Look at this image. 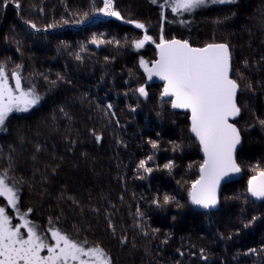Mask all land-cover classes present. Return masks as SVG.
Returning <instances> with one entry per match:
<instances>
[{
  "label": "trees",
  "instance_id": "1",
  "mask_svg": "<svg viewBox=\"0 0 264 264\" xmlns=\"http://www.w3.org/2000/svg\"><path fill=\"white\" fill-rule=\"evenodd\" d=\"M113 2L123 19L97 13L102 0H20L19 9L0 8V63L9 83L21 64L22 86L43 96L0 130V175L7 172L21 211L31 208L29 219L45 232L55 227L100 246L112 264H264V201L247 193L253 169L264 166L258 123L264 119V0L182 16L162 8L163 0ZM145 33L154 42L136 49L132 41ZM162 35L195 47L227 43L232 52V75L241 85L236 158L242 175L221 188L213 211L196 210L188 196L203 162L189 114L162 101L163 85L147 82L140 67L141 59H156ZM93 37L120 45L97 47ZM141 85L147 98L135 91ZM94 134L102 137L99 143ZM148 156L151 173L138 170ZM169 162L171 171L164 168ZM164 196L173 199L163 204ZM6 204L1 197L0 206ZM6 211L11 215L10 207Z\"/></svg>",
  "mask_w": 264,
  "mask_h": 264
},
{
  "label": "snow or ice",
  "instance_id": "2",
  "mask_svg": "<svg viewBox=\"0 0 264 264\" xmlns=\"http://www.w3.org/2000/svg\"><path fill=\"white\" fill-rule=\"evenodd\" d=\"M152 3H157V0H152ZM235 3L237 0H163L160 6L170 7L172 13L182 16L211 5ZM10 4L17 9L21 7L20 0H0V8L6 9ZM102 5L94 10L106 17L123 19L114 8L113 0H102ZM83 15L88 17V13ZM30 27L41 31L35 24H30ZM135 27L145 29V25L139 22H135ZM148 42L154 41L145 33L142 39L132 41V44L140 49ZM91 43L97 47L105 43L120 45L119 40L106 41L96 37L92 38ZM156 48L159 58L150 65L141 59L140 67L148 81L154 77L164 81L162 101L170 98L167 102L173 109L190 112L189 130L199 142L204 159L199 164V179L191 184L188 196L191 204L198 208L215 209L220 202L218 193L221 182L241 172L236 158L238 147L242 145L241 129L238 127L242 107L237 99L241 85L232 75L230 46L227 43H209L203 47H193L187 40H166L162 35ZM76 58L80 59V56ZM22 68L23 65L18 64L11 72L13 87L9 83L6 65L0 63V130L6 131L13 113H28L43 100L34 86H22ZM135 91L141 97H148L145 85ZM108 108L111 109L112 105L109 104ZM258 123L264 128V119L258 118ZM95 139L99 143L102 137L95 135ZM148 143L154 150L160 147L157 141L149 140ZM178 147L174 146V150ZM151 160L153 156L141 160L138 170L151 173L153 169L147 166ZM173 167V162L164 165L169 171ZM253 171L255 174L247 182V193L255 200L264 201V166L257 165ZM0 197L7 201L6 206H0V264H112L108 253L100 246H86V241H76L55 227H49L45 232L43 226L30 220L32 209L21 211L18 191L9 183L7 172L0 175ZM170 199L173 198L164 196L163 204H168ZM152 203L161 206L159 200L154 199ZM7 207L13 210L19 223H12L13 217L6 211ZM256 219L253 217L252 222ZM244 226L248 227L249 224ZM47 233H50L54 243L49 242ZM250 251L254 253L256 249Z\"/></svg>",
  "mask_w": 264,
  "mask_h": 264
},
{
  "label": "water",
  "instance_id": "3",
  "mask_svg": "<svg viewBox=\"0 0 264 264\" xmlns=\"http://www.w3.org/2000/svg\"><path fill=\"white\" fill-rule=\"evenodd\" d=\"M178 39H180V38H178ZM180 40H183V39H180ZM193 46V45H192ZM193 47H195V46H193ZM159 57H158V50H157V48H156V59L155 60H157ZM154 60V61H155ZM150 65V64H149ZM143 74H144V78L147 80V77H146V74L144 73V70H143ZM147 82H150V83H161L163 86H164V81H161V80H159L158 78H156V77H154L153 79H152V81H148L147 80ZM13 85H14V81H13ZM238 98V97H237ZM165 99H167V100H169L170 98H165ZM176 110H180V111H184V112H186V113H188L189 114V121H190V124H191V120H190V116H191V114H190V112L189 111H186V110H183V109H176ZM192 136H193V134H192ZM194 137V136H193ZM195 138V137H194ZM195 140H196V138H195ZM196 142H198L197 140H196ZM198 144H199V142H198ZM200 146V145H199ZM240 147V146H239ZM238 147V148H239ZM200 150H201V148H200ZM201 153H202V156H203V152L201 151ZM237 153H238V150H237ZM236 156H237V154H236ZM203 159H204V156H203ZM241 175H242V173L240 172L239 174H237V175H234V176H232L231 178H229V179H227L226 181H222L221 182V186H220V190H221V188L224 186V185H226V184H228V182H231V181H236V180H238L240 177H241ZM199 176H200V173H199ZM197 179H199V177L197 178ZM220 190H219V193H220ZM219 193H218V195H219ZM191 203V202H190ZM192 205V204H191ZM192 207L193 208H195L196 210L198 209V210H202V211H208V210H205V209H202V208H198L197 206H195V205H192ZM216 209H218V206L215 208V209H209L210 211H213V210H216Z\"/></svg>",
  "mask_w": 264,
  "mask_h": 264
},
{
  "label": "rangeland",
  "instance_id": "4",
  "mask_svg": "<svg viewBox=\"0 0 264 264\" xmlns=\"http://www.w3.org/2000/svg\"><path fill=\"white\" fill-rule=\"evenodd\" d=\"M11 85V84H10ZM14 86V85H13ZM1 198V197H0ZM3 198V197H2ZM4 199V198H3ZM6 201V200H5ZM6 203H7V201H6ZM10 210H11V216L13 217V220H12V223L15 225V224H17V223H19L20 221H19V219H18V217H16V214L13 212V210L10 208ZM22 231H24L23 229H22ZM51 243H54V241H52L51 240Z\"/></svg>",
  "mask_w": 264,
  "mask_h": 264
}]
</instances>
